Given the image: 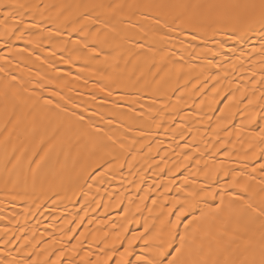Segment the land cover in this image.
I'll return each instance as SVG.
<instances>
[{
  "label": "bare ground",
  "instance_id": "obj_1",
  "mask_svg": "<svg viewBox=\"0 0 264 264\" xmlns=\"http://www.w3.org/2000/svg\"><path fill=\"white\" fill-rule=\"evenodd\" d=\"M0 3V264H260V0Z\"/></svg>",
  "mask_w": 264,
  "mask_h": 264
},
{
  "label": "snow or ice",
  "instance_id": "obj_2",
  "mask_svg": "<svg viewBox=\"0 0 264 264\" xmlns=\"http://www.w3.org/2000/svg\"><path fill=\"white\" fill-rule=\"evenodd\" d=\"M4 7H5V5L2 4V3H0V10H2ZM234 7H240V6L237 5V6H234ZM243 7L252 8V9H255V8L259 7V9H260L261 23L264 24V0H260L259 5H256V4H248V5H244ZM7 15L11 16L12 13L9 12V13H7ZM261 215L264 216V213H261ZM182 250H183V241H181V248L180 249H177L176 256H173L172 260H169L167 262V264H176L177 257L180 255V253H181ZM160 255L163 256V255H165V253L164 252H161ZM161 264H162V262H161ZM260 264H264V258L261 259Z\"/></svg>",
  "mask_w": 264,
  "mask_h": 264
}]
</instances>
